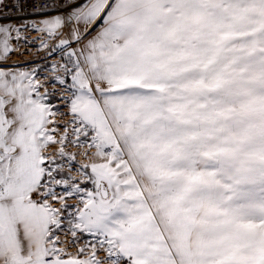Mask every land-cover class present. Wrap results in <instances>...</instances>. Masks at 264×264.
<instances>
[{
	"label": "snow or ice",
	"instance_id": "snow-or-ice-1",
	"mask_svg": "<svg viewBox=\"0 0 264 264\" xmlns=\"http://www.w3.org/2000/svg\"><path fill=\"white\" fill-rule=\"evenodd\" d=\"M4 8L0 264H264V0Z\"/></svg>",
	"mask_w": 264,
	"mask_h": 264
},
{
	"label": "rangeland",
	"instance_id": "rangeland-1",
	"mask_svg": "<svg viewBox=\"0 0 264 264\" xmlns=\"http://www.w3.org/2000/svg\"><path fill=\"white\" fill-rule=\"evenodd\" d=\"M32 18H28V20H31ZM12 22L14 20H19L11 17ZM22 21H14L13 23H21ZM25 35L29 37L30 40L34 41L33 44L27 46V49L24 45L20 46V52L23 53V55H13L12 60L15 62H26V61H37L40 62L42 60V54L37 53V47L36 45L39 43L37 39V33L34 32H26ZM55 59H59V57H55L50 62H55Z\"/></svg>",
	"mask_w": 264,
	"mask_h": 264
},
{
	"label": "built area",
	"instance_id": "built-area-1",
	"mask_svg": "<svg viewBox=\"0 0 264 264\" xmlns=\"http://www.w3.org/2000/svg\"><path fill=\"white\" fill-rule=\"evenodd\" d=\"M9 3H11V0H9ZM7 12L11 11L10 8H5ZM34 8L33 6L30 4L29 7L25 10L27 12H31L33 11ZM11 17L12 18H15V19H19V18H26V17H23V14L22 13H17L15 11H11ZM30 17V16H29Z\"/></svg>",
	"mask_w": 264,
	"mask_h": 264
},
{
	"label": "crops",
	"instance_id": "crops-1",
	"mask_svg": "<svg viewBox=\"0 0 264 264\" xmlns=\"http://www.w3.org/2000/svg\"><path fill=\"white\" fill-rule=\"evenodd\" d=\"M3 13H6L5 8L3 9V12H0V15H2ZM19 20L22 21V19H19ZM19 20H14V21H19Z\"/></svg>",
	"mask_w": 264,
	"mask_h": 264
}]
</instances>
